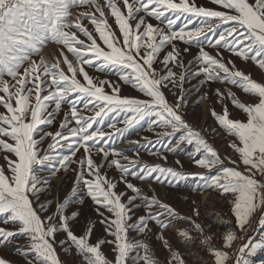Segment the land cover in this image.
Here are the masks:
<instances>
[{"label": "snow or ice", "instance_id": "1", "mask_svg": "<svg viewBox=\"0 0 264 264\" xmlns=\"http://www.w3.org/2000/svg\"><path fill=\"white\" fill-rule=\"evenodd\" d=\"M209 3L0 0V247L23 238L16 252L24 264H188L165 236L173 230L190 251L203 247L213 257L209 264H250L247 257L264 250V239L235 254L227 250L237 230L247 232L254 219L264 225V80L236 63L264 75V0ZM50 44L56 48L45 54ZM124 86L139 95L125 94ZM233 87L252 99L242 100ZM193 95L197 103L211 96L221 106L209 113L232 138L233 156H222L185 119ZM226 101L244 118H232ZM141 130L156 139L141 137L143 145L128 139ZM125 141L164 163L144 162L139 148L117 147ZM179 154L204 171H185ZM169 155L175 166L167 164ZM113 168L115 177L108 174ZM68 171L75 180L61 199L52 181ZM155 185L216 191L228 199L235 229L215 247L197 222L195 201L192 215H182ZM88 200L105 234L95 242L96 220L85 217L76 231ZM178 223L187 226L177 229ZM154 229L164 259L130 236ZM105 244L112 246L111 259ZM0 264L15 262L0 256Z\"/></svg>", "mask_w": 264, "mask_h": 264}, {"label": "rangeland", "instance_id": "2", "mask_svg": "<svg viewBox=\"0 0 264 264\" xmlns=\"http://www.w3.org/2000/svg\"><path fill=\"white\" fill-rule=\"evenodd\" d=\"M200 4H203L208 7H212L213 5L209 3V0H198ZM87 9L81 8L78 11H84ZM87 23V21H85ZM110 23L112 21L110 20ZM152 23L155 24L156 21L152 20ZM178 25H180V22L178 21ZM113 28H116L115 24H113ZM119 34V33H118ZM56 48V45L50 44L44 51L45 54H51L54 52ZM210 50V49H209ZM196 49H192V53H195ZM190 53L186 58L185 61L187 62L188 59H191ZM238 67L251 70L252 75L257 80H264V75H261V73L255 69L252 68L251 64H242L239 60L236 61ZM159 68L160 65H157ZM89 72L93 75H100L101 78H103L102 73H96L91 68L88 69ZM110 79L115 80V76L109 77ZM192 83H196L195 80L192 81ZM219 86V85H214ZM237 93V95L244 101H249L252 99L251 96L244 94L240 89L233 87L232 89ZM125 94H133V95H139V93H135L130 89L128 86H124L123 89ZM170 101L174 100V97L169 96ZM198 95H193L192 98L188 102V106L184 109L185 112V119L193 125V127L198 128L202 131V134L209 140L210 143H212L222 154V156H233V152L228 147V140L232 139L231 137H228L226 139L224 132L217 126V121L210 115L209 108L215 107L216 111H221V106L219 104L215 103V98L210 96L209 100H204L202 103H197ZM228 103V107L230 109V113L232 118H244L241 111L236 109L229 101H226ZM64 109L67 110V106H64ZM0 111H3L2 108H0ZM63 113H61V116ZM122 126V125H118ZM215 129V132L213 131ZM52 131L56 130V126L54 125L51 128ZM141 137H148L149 139L155 140L156 137L153 135L152 132L147 130H141L138 133L132 134L128 137L129 140L132 141H140V145L144 144V141L141 139ZM49 141H45V144L42 147H46L47 143ZM117 147L121 148H128V149H135L139 148L140 152V158L147 163H164L161 160L156 159L151 153L146 152L143 147H140L138 145H132L125 142H118ZM159 147V146H157ZM82 154L78 153V157ZM128 156H133L134 151H127L125 153ZM167 154V153H166ZM179 158L181 159V162L184 166V170L187 172H203V169H200L196 167L193 163L189 161L187 156L185 154H179ZM99 159V157H97ZM176 159V156L169 155V159L167 161V164L169 166H175L174 160ZM3 160H0V164H3ZM231 166V165H230ZM75 167V165H73ZM108 174L110 176L115 177L117 175L116 169H110L108 171ZM42 176H46L47 172L41 173ZM63 177V179H61ZM75 180V173L72 171H68L67 173L61 172L57 178H55L52 181L53 189L55 194V191L59 189L60 192V198L63 199V197L70 191L71 187L73 186V182ZM134 183H138V181H133ZM123 185L121 184L119 186V189H123ZM155 187L159 188L161 195L164 196L165 193H167V200L173 204L174 207L178 209V211L182 215H192V208L193 204L192 201H195L196 206L199 208V218L197 219L198 223H201L205 227V234H211L213 235V239L211 243L215 247H221V237L223 234H225L230 229H235V220L233 215L230 212V204L228 203V199L225 197L220 196L216 191L212 190H205L202 194L197 192L196 194H193L189 191L187 188H176V189H165L162 186L155 185ZM208 192L210 194V199L207 203L204 202L203 195ZM150 194V193H149ZM182 196L188 197L187 200L182 199ZM82 216H81V223L78 225L76 231L79 233L83 230L84 225V218L88 217L93 220H96V227L92 236V242H95L98 238H101L105 236L103 232L102 226L98 223L99 217L96 216L95 212L92 210L91 207V201L88 200L84 204L82 208ZM259 215V214H257ZM2 226V225H0ZM187 225L184 223H178L175 225V228H184ZM195 234V233H194ZM238 239L233 243L231 249H227L230 253L235 254L236 249H238L242 244L248 243V242H255L260 239H264V225H260L256 220L254 219L252 224L249 226L247 232H240L237 230ZM130 236L134 237L136 240H144L145 242L149 243V245L152 247L155 254L161 258L164 259L167 257L168 253L163 249L161 244L159 243L158 239L156 238L155 229L152 233H147L143 236L137 235L136 232H130ZM165 236L171 241L173 246L181 252L182 255H184L185 259L188 261V264H192L194 260H198L201 262V264H209V261L213 259V257L204 250L203 247L199 245H192L193 251L189 250L188 246H185L178 242L177 237L173 234V230H169L168 232H165ZM107 239H112L110 236L106 237ZM26 241L23 238H18L14 244L8 245L6 247H0V256H4L6 258L11 259L15 262V264H24L23 259L19 256V254L16 252V247L18 245L24 244ZM110 244H105L102 246V251L108 256V258H112L113 253L110 250L111 249ZM58 248V252H59ZM61 257L64 260H68L69 258L64 256L63 253H61ZM250 260V264H264V250H258L254 255L247 257ZM78 259V258H77ZM229 264H232V261H229Z\"/></svg>", "mask_w": 264, "mask_h": 264}, {"label": "bare ground", "instance_id": "3", "mask_svg": "<svg viewBox=\"0 0 264 264\" xmlns=\"http://www.w3.org/2000/svg\"><path fill=\"white\" fill-rule=\"evenodd\" d=\"M203 199H204V202L207 203L210 199V194L208 192H206L204 195H203Z\"/></svg>", "mask_w": 264, "mask_h": 264}]
</instances>
